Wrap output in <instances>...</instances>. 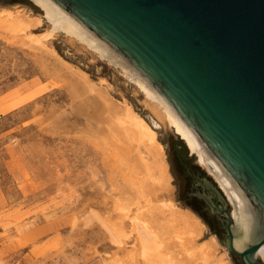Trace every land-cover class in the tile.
<instances>
[{
	"label": "rangeland",
	"instance_id": "1",
	"mask_svg": "<svg viewBox=\"0 0 264 264\" xmlns=\"http://www.w3.org/2000/svg\"><path fill=\"white\" fill-rule=\"evenodd\" d=\"M0 11L38 18L41 24L30 34L43 36L52 30L44 12L30 0H4ZM52 36L45 44L54 58L106 92L113 104L130 106L154 132L159 152L140 147L139 153L153 176L165 171L170 178L159 200L189 213V203L200 204L188 195L205 189L212 200H217L213 190L220 195L218 207L228 204L209 168L199 164L168 126L162 107L93 50L62 33ZM19 39L0 31V264H177L160 244L146 240L141 226L130 219L134 212L122 223L118 217L121 186L130 182L135 192L147 172L133 173L128 163L119 171L114 150L101 153L96 143L85 139L95 129L71 111L66 86L52 85L56 81L42 68V53L22 46ZM50 58L43 61L47 67L48 59L54 60ZM193 183L197 187L192 190ZM227 206L232 213L233 207ZM193 215L202 225L197 245L216 242L211 260L204 264H240L228 252L225 238L214 236ZM205 218L214 226L208 215ZM121 224L123 229L117 227Z\"/></svg>",
	"mask_w": 264,
	"mask_h": 264
},
{
	"label": "water",
	"instance_id": "2",
	"mask_svg": "<svg viewBox=\"0 0 264 264\" xmlns=\"http://www.w3.org/2000/svg\"><path fill=\"white\" fill-rule=\"evenodd\" d=\"M48 1L175 115L233 202L235 221L215 190L217 200L199 195L224 213L228 252L254 264L264 251V0Z\"/></svg>",
	"mask_w": 264,
	"mask_h": 264
},
{
	"label": "bare ground",
	"instance_id": "3",
	"mask_svg": "<svg viewBox=\"0 0 264 264\" xmlns=\"http://www.w3.org/2000/svg\"><path fill=\"white\" fill-rule=\"evenodd\" d=\"M30 1L44 12L45 18L52 27L51 32L47 31L46 35H39L41 37L30 34L29 31L37 28L41 21L38 18H30L29 15L27 16L23 12L11 13L8 11L0 13V31L12 39L20 37L18 41L22 46L38 49L42 53L41 66L47 72L46 74L56 81L55 83L52 82V85L67 87L65 89H68L66 91L69 92L71 103H73L71 107L73 110L71 111L78 114V117L82 116L90 130L95 129L88 135H86V132L85 139L96 143L101 153L105 154L109 149L114 150L117 160H120L117 163L119 166H116L119 171L124 169L122 168L124 163H128L131 165L133 173L145 171L148 174L147 177L145 176L138 181L135 192L130 189L131 186L128 185L130 182H125L128 184L121 186L122 200L118 201L117 204L120 223L124 221L123 219L130 218V213L134 212V215L130 218L132 223L139 224L147 238L146 240L154 244H160L162 249L168 253V257L172 258V261L174 260L177 264L207 263L215 252L216 242L212 239L197 245V238L201 235L202 225L192 213L186 211H182L184 212L182 213L171 204L172 202L167 203L159 200V194L168 189L170 178L165 171L164 173L163 171L160 172L158 177L153 176L151 168L139 153L140 147L149 153L159 152L161 147L155 141L154 132L132 111L130 106L127 104L122 106L113 104L106 92H101L100 88H96L85 76L58 60V57L54 58L56 55L47 49L45 40L50 39L49 37L54 32L56 34L62 33L70 40L82 43L86 46V49L93 50L102 59L120 69L148 99L162 107L168 126L175 129V132L186 142L189 152L199 159L200 165H204L194 140L162 100L148 85L136 77L117 55L75 24L50 1ZM46 57L54 58L53 62L56 61L57 63L54 64L50 61V58L47 67L45 65L47 62ZM209 171L214 176L221 192L227 197L228 202L233 205L231 197L222 183L210 169ZM167 216L169 217L167 218ZM232 216L235 221V209L232 210ZM117 227L123 229L122 224ZM233 235V248L235 251L241 252L237 244L236 228ZM255 257L264 263V251L258 250ZM130 264H133V262L131 261Z\"/></svg>",
	"mask_w": 264,
	"mask_h": 264
},
{
	"label": "flooded vegetation",
	"instance_id": "4",
	"mask_svg": "<svg viewBox=\"0 0 264 264\" xmlns=\"http://www.w3.org/2000/svg\"><path fill=\"white\" fill-rule=\"evenodd\" d=\"M4 2V0H2L1 4ZM0 4V5H1ZM153 126V125H152ZM154 129H158L159 126L158 125H154L153 127ZM171 129L173 130L174 134L177 135L178 137H180L176 132H175V129L171 127ZM180 139L184 142L186 148L188 149L189 151V148L186 144V142L180 137ZM191 153V152H190ZM192 154V153H191ZM195 156V155H194ZM196 157V156H195ZM194 181V180H193ZM196 182V180H195ZM217 183V182H216ZM196 184L193 183L192 184V190L193 188L196 189ZM197 192H199L197 195H194V194H189L188 195V199L191 200V199H195L199 202L200 205H198V207H194L192 206L190 203L188 204V208L190 210V212H192L193 214H195L196 216L200 217L204 222L205 224L211 229V232L213 233L214 236H216L217 238H219L221 240L222 237L225 238L226 240V218H225V215L224 213H216V214H213L210 210V208L208 207V205L206 204L205 200L203 198H201V194L200 193H203V195H205L206 197H208L209 199L212 200V198H210L209 196H207L205 194L206 190L205 189H197ZM222 193V192H221ZM223 194V193H222ZM200 195V196H199ZM223 197H225L223 195ZM226 199V198H225ZM228 203V202H227ZM229 204V203H228ZM227 204V205H228ZM228 207V206H227ZM227 213L229 214V210L228 208L226 209ZM205 215H208L209 218L212 220L211 222L214 223V226L212 225V223H210L209 220H207L205 218ZM222 231V232H221ZM233 257L237 258L239 260V263L242 264V261H241V258L239 256H235L233 254H231ZM255 259H257L255 257ZM254 264H264L263 262H261L259 260V262H257L255 260V263Z\"/></svg>",
	"mask_w": 264,
	"mask_h": 264
}]
</instances>
